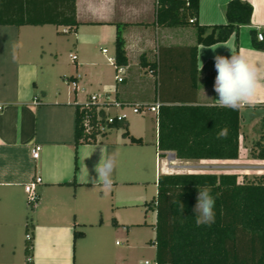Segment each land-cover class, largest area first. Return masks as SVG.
<instances>
[{
    "label": "crops",
    "instance_id": "crops-1",
    "mask_svg": "<svg viewBox=\"0 0 264 264\" xmlns=\"http://www.w3.org/2000/svg\"><path fill=\"white\" fill-rule=\"evenodd\" d=\"M228 1L199 0L198 23H225L223 9ZM244 1L253 6L251 23L240 26L226 41L199 44L195 64L189 46L197 43L196 28L153 24L156 0H76L78 24L73 28L0 25V263H15L13 259L25 253L30 241L31 254H24L18 263L156 264V210L151 200L157 194L158 175L216 173L192 167L194 163L239 159L242 150H248L259 138L255 130L261 128L264 102L240 111L237 159L176 158L173 151L158 149L156 113L128 111L120 127L111 126L97 135L94 143L77 146L76 170L75 105L86 103L91 93L105 92L131 104H152L160 99L175 103L193 97L200 104L215 103L214 55L230 57L231 50H243L264 66V50L253 48L250 41L251 29L264 32V0ZM118 22L128 23L122 31L127 64L123 80L116 83L115 67L108 57L114 56ZM17 42L22 47L14 61L13 45ZM50 82L54 88H49ZM124 127L142 142H131L123 135ZM35 146H39L36 158L32 155ZM98 146L108 152L119 149L120 153L108 194L88 180L87 168L95 175L91 170L99 161V148L85 158ZM247 161L252 162L257 175H264V160L249 156ZM36 176L41 183L37 186L38 200L32 205L27 202L24 186ZM26 203L31 205L30 219L23 216ZM134 206L143 208L137 220L131 222L126 219L130 215L119 214ZM148 217L154 220L148 222ZM137 227L151 232L142 243L151 248L149 255L138 253L139 246L132 238ZM74 230L83 235L74 239ZM119 235L123 244L114 240Z\"/></svg>",
    "mask_w": 264,
    "mask_h": 264
},
{
    "label": "trees",
    "instance_id": "trees-1",
    "mask_svg": "<svg viewBox=\"0 0 264 264\" xmlns=\"http://www.w3.org/2000/svg\"><path fill=\"white\" fill-rule=\"evenodd\" d=\"M76 0H0V25H64L77 26ZM199 0H156L153 24L159 27L196 28L197 43L189 46L195 64L197 46L226 41L242 25L251 23L253 6L244 0H229L224 6L226 22L200 25L197 21ZM128 23H115L114 66L127 64L123 29ZM253 48L264 50L263 39L250 30ZM123 80V78H122ZM121 80V81H122ZM120 81V82H121ZM192 87L196 91V73ZM161 102L156 113L158 149L173 151L179 159L233 160L239 155L240 111L200 104L195 97L188 101ZM94 108L75 105V157L80 143H94L96 131L86 132L82 125L85 113ZM122 122L113 123L120 127ZM259 138L249 148L250 157L264 160V116ZM229 130L226 140H218L221 128ZM123 135L133 143L141 138ZM197 185H208L216 198L215 222L197 227L192 208L196 203ZM185 205L182 213L179 202ZM156 210L155 246L156 264H264V176L246 175L238 180L236 173H172L159 174L157 194L151 200ZM83 232L74 230L77 239ZM31 236V235H30ZM31 238V237H30ZM31 242L25 245V254H31ZM0 264H37L0 263ZM74 264V263H73Z\"/></svg>",
    "mask_w": 264,
    "mask_h": 264
},
{
    "label": "clouds",
    "instance_id": "clouds-1",
    "mask_svg": "<svg viewBox=\"0 0 264 264\" xmlns=\"http://www.w3.org/2000/svg\"><path fill=\"white\" fill-rule=\"evenodd\" d=\"M22 44L17 42L13 45V60L17 59L18 49ZM214 68L216 76L213 82V91L217 95L214 107L228 108L242 111L255 108L264 102V66L258 65L245 51L234 52L231 55H214ZM229 130L227 127L221 128L216 134L218 140H226ZM99 148V161L93 165L92 172L88 180L94 186H101L105 194L112 191L114 184V172L118 166L119 149L108 152L103 146H98L91 150L89 156ZM196 203L192 208L193 218L197 227L211 226L215 222L216 198L212 195V190L208 185H197ZM181 212H184L185 205L179 202Z\"/></svg>",
    "mask_w": 264,
    "mask_h": 264
},
{
    "label": "built area",
    "instance_id": "built-area-1",
    "mask_svg": "<svg viewBox=\"0 0 264 264\" xmlns=\"http://www.w3.org/2000/svg\"><path fill=\"white\" fill-rule=\"evenodd\" d=\"M257 39H263V32L261 30H257ZM106 51L105 49L103 50ZM73 59L76 57L72 56ZM108 61L114 65L115 58L114 56H109ZM115 74L114 79L115 82L118 83L123 78L124 66H114ZM160 102L156 101L152 104H131L121 102L117 99L110 98L107 95V92L95 94L91 93L88 95V99L86 103L83 104L84 108H94V113L90 114L88 112L85 113L82 118V125L86 132H91L94 129L97 133L96 136L104 133L109 130L111 125L116 122L125 121L128 115V111L134 114H144L146 112L157 113ZM1 108V106H0ZM39 152V146H35L32 149L33 157H37ZM41 183V178L36 176L32 181L27 183L24 186V190L26 193V199L29 204L34 205L38 200V192L37 186ZM26 237L30 239V234H27Z\"/></svg>",
    "mask_w": 264,
    "mask_h": 264
},
{
    "label": "rangeland",
    "instance_id": "rangeland-1",
    "mask_svg": "<svg viewBox=\"0 0 264 264\" xmlns=\"http://www.w3.org/2000/svg\"><path fill=\"white\" fill-rule=\"evenodd\" d=\"M72 50H73V48H72ZM62 62H63V65L65 66V64L67 62L66 58H64ZM53 82H56V81H53ZM53 82H50L49 88H54ZM255 132H259V129H256ZM252 143H250V144H252ZM249 156H250L249 155V149L248 150H242L241 156L239 157V159H237L235 161L226 162V163H222V162H212L211 163V162H209L206 164L204 163L203 165H200L198 163L197 164L194 163L193 166H195V167H192V168H193V170L211 171V172H216V173H219L222 171H226V172H230V173H236L237 176L239 177V180H242L243 176H245V175L249 178H253L255 175H257V172H256V168L252 165V162L247 161V160H249ZM141 209H143V208L139 207V206L138 207L134 206L133 208H128L126 210H120L119 214L121 216H129L130 215L126 219L131 220V222H133L134 220H137L140 217V215H142ZM31 214H32L31 205H28L27 209L25 208V211L23 212V216L27 215V216H29V219H30ZM109 217L112 219V215H110ZM142 218H144V217L142 216ZM152 220H154V217L153 218L148 217V219H147L148 222H150ZM150 237H151V232L148 229L140 228V227L133 229L132 238H134L136 240V244L139 246V249H138L139 254L149 255L151 253V248H149L148 246H142V243L144 242V240H148ZM114 240L118 241V244H123V238L120 235L115 237ZM24 254L23 255L21 254L20 258L16 257L15 259H13L14 260L13 262H15V263L22 262L25 258Z\"/></svg>",
    "mask_w": 264,
    "mask_h": 264
}]
</instances>
